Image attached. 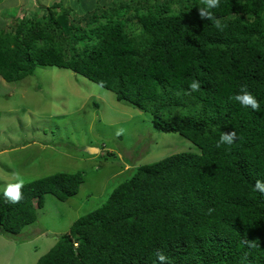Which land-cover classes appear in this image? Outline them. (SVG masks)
I'll list each match as a JSON object with an SVG mask.
<instances>
[{
	"label": "trees",
	"instance_id": "1",
	"mask_svg": "<svg viewBox=\"0 0 264 264\" xmlns=\"http://www.w3.org/2000/svg\"><path fill=\"white\" fill-rule=\"evenodd\" d=\"M199 6L113 0L72 15L56 0L42 17L0 30L4 80L38 66L69 69L201 149L128 170L36 264H162L158 252L163 264H264V194L254 189L264 181V0H220V27L201 19ZM242 86L258 111L234 99ZM232 132L233 144L218 147ZM84 181L82 171L38 178L16 204L0 192L1 232L15 238L37 221L47 194L66 201Z\"/></svg>",
	"mask_w": 264,
	"mask_h": 264
},
{
	"label": "rangeland",
	"instance_id": "2",
	"mask_svg": "<svg viewBox=\"0 0 264 264\" xmlns=\"http://www.w3.org/2000/svg\"><path fill=\"white\" fill-rule=\"evenodd\" d=\"M54 1L0 0V30L14 29L22 16L42 17ZM112 1L65 3L72 15H81ZM200 151L179 133L156 130L148 114L69 69L38 66L32 76L15 82L0 76V189L58 172L85 175L68 200L47 194L37 221L15 238L0 230V264H36L78 218L103 205L134 168Z\"/></svg>",
	"mask_w": 264,
	"mask_h": 264
},
{
	"label": "clouds",
	"instance_id": "3",
	"mask_svg": "<svg viewBox=\"0 0 264 264\" xmlns=\"http://www.w3.org/2000/svg\"><path fill=\"white\" fill-rule=\"evenodd\" d=\"M220 5V0H203V6H199V14L201 19H207L208 21L211 20L213 21L217 27H220V22L217 20L214 16L213 10L218 8ZM190 89L192 91H197L200 87V84L198 81H193L189 85ZM234 99L236 101H239V104L242 105L245 108L250 107L253 111H258L260 108V104L257 101L256 97L250 93L246 86H242L240 89V94H237ZM118 135L120 133H117ZM220 140L217 142V146H220L221 142H227L229 145L233 144L235 138H236V133H224L220 137ZM24 186V181L23 179L17 180L15 183L8 184L7 187L0 189V192H2L3 197L12 204H16L22 199V188ZM254 189L261 193L264 194V181L262 180H257ZM157 257L159 261L165 262L167 260V257L162 253L158 252Z\"/></svg>",
	"mask_w": 264,
	"mask_h": 264
}]
</instances>
